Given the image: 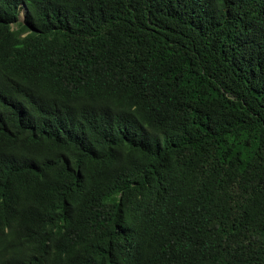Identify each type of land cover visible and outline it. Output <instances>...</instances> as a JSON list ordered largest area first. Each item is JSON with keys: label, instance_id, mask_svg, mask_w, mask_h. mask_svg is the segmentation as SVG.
<instances>
[{"label": "trees", "instance_id": "obj_1", "mask_svg": "<svg viewBox=\"0 0 264 264\" xmlns=\"http://www.w3.org/2000/svg\"><path fill=\"white\" fill-rule=\"evenodd\" d=\"M0 264H264V0H0Z\"/></svg>", "mask_w": 264, "mask_h": 264}, {"label": "rangeland", "instance_id": "obj_2", "mask_svg": "<svg viewBox=\"0 0 264 264\" xmlns=\"http://www.w3.org/2000/svg\"><path fill=\"white\" fill-rule=\"evenodd\" d=\"M23 12H24V10H21L20 16H19L20 20H22V18H23V14H24Z\"/></svg>", "mask_w": 264, "mask_h": 264}]
</instances>
